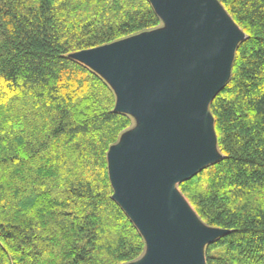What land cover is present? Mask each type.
I'll return each mask as SVG.
<instances>
[{"label":"trees","instance_id":"1","mask_svg":"<svg viewBox=\"0 0 264 264\" xmlns=\"http://www.w3.org/2000/svg\"><path fill=\"white\" fill-rule=\"evenodd\" d=\"M246 34L210 106L223 159L182 182L229 234L207 264H264V0H218ZM163 27L149 0H0V264H128L147 245L108 153L135 120L72 58Z\"/></svg>","mask_w":264,"mask_h":264},{"label":"water","instance_id":"2","mask_svg":"<svg viewBox=\"0 0 264 264\" xmlns=\"http://www.w3.org/2000/svg\"><path fill=\"white\" fill-rule=\"evenodd\" d=\"M149 1L163 27L72 58L136 122L108 153L114 199L147 245L128 264H207L206 246L230 231L207 226L179 185L223 159L210 106L247 36L218 0Z\"/></svg>","mask_w":264,"mask_h":264},{"label":"rangeland","instance_id":"3","mask_svg":"<svg viewBox=\"0 0 264 264\" xmlns=\"http://www.w3.org/2000/svg\"><path fill=\"white\" fill-rule=\"evenodd\" d=\"M135 124H136V122H135ZM135 124H134V126H135ZM134 126H133V127H134ZM133 127H132V128H133Z\"/></svg>","mask_w":264,"mask_h":264}]
</instances>
